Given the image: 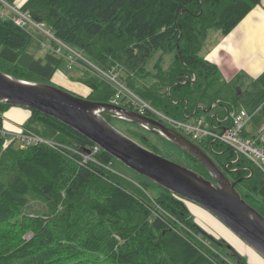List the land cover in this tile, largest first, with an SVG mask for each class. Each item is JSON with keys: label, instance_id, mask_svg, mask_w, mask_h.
I'll return each instance as SVG.
<instances>
[{"label": "trees", "instance_id": "16d2710c", "mask_svg": "<svg viewBox=\"0 0 264 264\" xmlns=\"http://www.w3.org/2000/svg\"><path fill=\"white\" fill-rule=\"evenodd\" d=\"M4 1L15 6L16 0ZM260 1L24 0L15 7L48 25L57 38L96 63L108 67L119 62L125 72L120 78L129 86L134 85V76L150 74L146 64L156 52L172 53L165 72L153 63L164 90L142 87L137 94L161 112L185 119L201 110L200 103L207 109L215 105L217 97L212 94L203 99L212 80L220 82L215 93L240 80L238 76L223 82L215 65L201 55L209 29L227 34ZM0 8H4L2 1ZM29 40L25 28L0 14V70L24 80L49 79L61 57L52 52L34 57L26 51ZM188 73L195 79H186ZM99 79L96 75L80 79L89 88L85 98L109 102L114 89ZM242 84L245 88L241 95L235 94L236 100L253 112L251 118L264 116V70ZM169 85V91L174 89L181 96L166 95ZM7 106L0 102V111ZM35 122L46 126L48 136L74 150L94 144L66 124L31 110L28 124ZM252 138L264 147V131L261 140ZM16 139L0 131V264H229L217 248L228 249V243L199 227L171 191L153 182L161 194L148 198L126 177L106 167L92 162L81 165L73 151L60 152L44 144L21 147ZM213 143L217 142L210 146L214 152ZM223 147L221 154L230 151L224 164L241 162L232 149ZM96 156L104 164L113 158L103 150ZM252 171L257 176L243 180L245 195L241 196L264 215V206L251 202L261 198L258 189L264 180ZM249 173L242 167L234 178Z\"/></svg>", "mask_w": 264, "mask_h": 264}, {"label": "water", "instance_id": "95a60500", "mask_svg": "<svg viewBox=\"0 0 264 264\" xmlns=\"http://www.w3.org/2000/svg\"><path fill=\"white\" fill-rule=\"evenodd\" d=\"M190 75L186 74V79ZM0 102L41 112L78 131L146 179L203 207L264 258V215L247 202L236 188L239 181L252 176L249 167H245L250 170L249 175L231 181L200 146L158 119L122 105L80 97L42 81L16 78L2 70ZM197 107L203 111L209 110L201 103ZM108 116L143 126L168 139L196 159L209 177L142 146L116 129L108 121ZM210 116H218V113H211ZM85 151L89 153L90 150L87 148ZM258 194L264 199V183L258 189ZM227 247L238 264H249L241 260L231 244Z\"/></svg>", "mask_w": 264, "mask_h": 264}, {"label": "rangeland", "instance_id": "374dc122", "mask_svg": "<svg viewBox=\"0 0 264 264\" xmlns=\"http://www.w3.org/2000/svg\"><path fill=\"white\" fill-rule=\"evenodd\" d=\"M23 1L24 0H16L15 6L20 5ZM42 28L43 29L37 28L31 24L26 25L25 29L30 34V40L26 46V51L31 53L36 58H43L45 53L47 52H52L53 54L61 57V61L59 62L53 76L50 77L49 79L42 80V82L61 87L80 97H85L86 96L85 92L88 90V88L87 86L82 84L79 80L81 78L82 79L87 78L95 74L90 68L81 65L79 62H78L79 64L69 62L64 56V49H61L59 54L54 52L53 50L55 49V47H57V45L51 39V37L45 33V30H50L49 26L44 24ZM214 33H216V29L211 28L208 31V36ZM84 55L88 59H90L86 54ZM172 56H173L172 53L161 54L160 52L159 53L156 52L148 60L146 64V67L150 70L149 71L150 74H147L144 77L134 76V79H135V80L133 79L134 85L132 86L128 85L129 89L135 92L136 94L138 93L137 89L142 88V87L143 88L159 87L160 90L161 89L164 90V87L161 88L162 87L161 84L163 80L162 78L157 76L159 69L154 66L156 64L160 65L163 72H165L172 62ZM153 63H154V66H153ZM111 66L118 67L119 75L122 73L125 77V72L123 71V67L119 62H113L110 64V67ZM214 77H211L210 81ZM96 78L99 79V77L97 76ZM197 84L198 83H194L193 85L197 86ZM211 84H212L210 88L211 90L208 91L209 92L208 95L204 96L203 99H207L209 94H212L215 98L217 97L215 105H212L211 108L209 107L208 111L199 110L198 112L191 114L188 118L186 117L185 119L188 122L192 123L198 117H202L204 119L203 127L210 128L211 127L210 126V114L211 113H218L220 118H223L226 116L227 112L238 111L240 108H242V104L238 100H236V97H235V94L241 95L243 88H245L244 84L241 83V80L234 81L233 86H223L221 91L219 90L216 93L214 89L220 86L218 85L220 84V82L219 81L216 82V80H212ZM188 87L190 89L193 88L192 85H188ZM169 90H170V85L165 88L166 95H168L169 97L171 95L175 98H178L181 96V95H178L177 91H175L174 89L171 91ZM206 105L208 106L207 102H206ZM30 117H31L30 109L26 107H21V106L9 105L5 107L2 111H0V126H1L0 128L3 132L6 133L7 137H11L17 134L20 135L24 131V129H26V127L29 126L34 133L42 137L53 139L45 133L44 129L46 128V126L44 124L40 122L28 124ZM215 121H216L215 124L217 125L218 124L217 120ZM109 122L116 129H118L119 131L127 135L128 137L132 138L133 140H135L142 146L168 159H171L189 168H192L202 173L206 177H209V174L207 173L206 170H204L201 167V164H199L197 161H194L192 158H190L182 149H180L178 146L173 144L168 139L160 135H157L155 133H151V131L149 130L135 126L133 123L122 120V119H113V120H110ZM263 131H264V116L256 114L247 123H245L241 134L244 137H250V138L256 136V138L261 140V133ZM139 132L142 133V135H144L147 138V141L142 139L139 136L140 135ZM217 144L213 143V146L215 147V150H216L213 152L214 154L212 153V149H211V153L217 159H213V158L212 159L216 162V164L219 167L221 165L222 168L221 167L220 168L225 172V168L227 169L228 164L227 163L224 164V161L230 154L229 153L230 151L228 150L222 154L219 153L220 150L226 147H223V145H220L218 142ZM222 162L224 164L223 166H222ZM241 162H243L248 167L252 165L251 162H249L246 159H242ZM105 169L114 172V174L116 175H122L126 177V179L130 183L136 185L137 188H140L142 192L148 196V198H152V197L155 198L161 194V188H159L153 182H150L145 177L135 172L134 170H132L131 168H129L123 162H121L120 160L116 158H112V160L108 164V168H105ZM130 183H127V186L130 189L135 190L134 189L135 187ZM174 196H176V198L180 200L186 206L194 222L199 227H201L207 233L212 235L214 238L224 239L228 244H231L236 249V251L239 253L240 257H243L245 261L248 262L249 264H264V259L256 251H254L251 247H248L247 244L243 240H241L234 232H232L226 225H224L220 220H218L210 212H208L203 207L197 205L196 203L192 201L183 199L175 194ZM251 202L256 206H262L260 202H257V201H251ZM37 208H39L38 205H37ZM32 209H33L32 207H29V210H32ZM217 248L222 255L220 256L226 259L229 262V264H238L236 263V260L234 259L235 257L233 258L229 254V251L227 248H224L222 246L221 247L217 246Z\"/></svg>", "mask_w": 264, "mask_h": 264}, {"label": "built area", "instance_id": "2783aa9c", "mask_svg": "<svg viewBox=\"0 0 264 264\" xmlns=\"http://www.w3.org/2000/svg\"><path fill=\"white\" fill-rule=\"evenodd\" d=\"M0 1L4 4V8H0L1 15L10 17L17 25L23 28H25L27 24H31L37 28L43 29V22H35L26 11H22L4 0ZM45 33L50 36L57 45L53 50L54 52L59 54L60 50L64 49V56L69 62H79L81 65L90 68L96 76L107 81L113 87L114 96L109 102L116 105L123 104L122 106L133 107L135 109L134 111L143 115L155 116L157 117L155 119H158L166 126L188 137L201 148H210L212 142L226 145L229 149L234 151L237 160H248L252 164L249 168L251 169L253 166L251 170L257 171L262 178H264V147L260 146L255 139L244 137L241 134L245 123L251 119L253 112L245 108H240L238 111L227 112L226 116L223 118H220L219 115L214 117L210 116V128L203 127L204 119L202 117H198L194 122L190 123L186 119H180L165 114L130 90L128 85L120 78L118 67H104L95 61L94 63L91 61L92 59L90 60L84 55L85 53L82 50L80 51L83 53L78 51L79 49L57 38L51 30H45ZM188 78L194 80L195 75L191 74ZM215 120H217V125L215 124ZM0 131L1 134H6L2 130ZM14 137L20 140L21 147L29 144H44L60 152L69 150L79 155L80 159H78V162L81 165L92 162L108 168V164L102 163L96 156V154L102 151V148L97 144H93L88 148L90 150L89 153L85 150H74L68 145L54 139L42 137L28 128L24 129L20 135H14ZM253 172L254 171H252V173Z\"/></svg>", "mask_w": 264, "mask_h": 264}, {"label": "crops", "instance_id": "0c3cea01", "mask_svg": "<svg viewBox=\"0 0 264 264\" xmlns=\"http://www.w3.org/2000/svg\"><path fill=\"white\" fill-rule=\"evenodd\" d=\"M201 54L215 65L223 82H231L239 76L245 83L257 77L264 70V0L227 34L216 30V33L207 36ZM88 92L89 88L85 94Z\"/></svg>", "mask_w": 264, "mask_h": 264}, {"label": "flooded vegetation", "instance_id": "af4514ba", "mask_svg": "<svg viewBox=\"0 0 264 264\" xmlns=\"http://www.w3.org/2000/svg\"><path fill=\"white\" fill-rule=\"evenodd\" d=\"M123 105V104H122ZM126 107V106H125ZM127 108H130V109H133V110H135L133 107H127ZM148 116H150V117H152V118H156L155 116H152V115H148ZM107 119H108V121H110V120H113V119H120V118H117V117H114V116H108L107 117ZM123 120V119H122ZM134 124V123H133ZM135 126H138V127H141V128H144V129H146V130H149V131H151L150 129H147V128H145V127H143V126H140V125H136V124H134ZM151 133H153L152 131H151ZM139 136L142 138V139H144V140H146L147 141V138L144 136V135H142V133H140L139 132ZM206 153H208L213 159H217L213 154V151H212V153H211V149L210 148H202ZM220 153V152H219ZM234 165V166H233ZM231 167H229V165L227 166V169L225 168V173L227 174V176L230 178V180L231 181H234V180H236L235 178H234V176L236 175V174H240L241 172H242V167H247V166H242V163L241 162H238V164L235 162L234 164H233ZM253 176H257L254 172L252 173V176L250 177V178H253ZM240 177V176H239ZM241 177H243V175L241 176ZM243 180L244 179H242L241 181H239L237 184H236V188L240 191V193H241V195H245V188H244V184H243ZM262 198V197H261ZM259 199V201L258 202H260L261 203V205H263L264 206V199L262 198V199ZM250 199V198H249Z\"/></svg>", "mask_w": 264, "mask_h": 264}, {"label": "bare ground", "instance_id": "6f19581e", "mask_svg": "<svg viewBox=\"0 0 264 264\" xmlns=\"http://www.w3.org/2000/svg\"><path fill=\"white\" fill-rule=\"evenodd\" d=\"M248 246V245H247ZM249 247V246H248ZM261 256V255H260ZM262 257V256H261ZM263 258V257H262ZM264 259V258H263Z\"/></svg>", "mask_w": 264, "mask_h": 264}]
</instances>
